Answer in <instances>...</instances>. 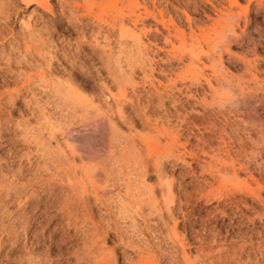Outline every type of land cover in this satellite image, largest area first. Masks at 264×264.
<instances>
[{
    "label": "rangeland",
    "instance_id": "1",
    "mask_svg": "<svg viewBox=\"0 0 264 264\" xmlns=\"http://www.w3.org/2000/svg\"><path fill=\"white\" fill-rule=\"evenodd\" d=\"M43 1L48 7L46 13L25 0H0V74L5 78L3 85H0V136L13 137L15 134L11 131L16 132V125L27 121L31 128L38 127L45 138L48 135L53 137L50 140L51 148L59 150L60 154H69L61 139L60 134L63 133L60 132L65 128L77 127L79 122L85 119L90 122L92 118L94 120L98 115L104 114L107 118L104 119L99 133L104 140L103 153L108 155L111 147H114L118 165L112 168L106 184H96L95 188L90 180L85 179L84 174L81 175V162L70 161L73 165L71 168L76 166L71 170L77 175L81 185L76 184L78 186L73 188L74 192L78 193V201L72 193L75 205L71 208L72 212L70 209L72 214L69 213L71 215L67 216L68 219L57 209H52L49 213L52 219L40 212L33 216L31 202L22 201L19 205L14 201L1 203L0 264H94L92 249H107L106 253L112 254V258L115 257V264H136L140 259L141 264H264V209L250 197H246L248 195L240 194L238 186L226 184L227 188H219L217 182L209 177L210 170L204 167L210 160L208 155L212 156V150L218 142L217 129H214L219 124L221 126L223 120L219 118V123V119H213L212 115L203 113V107L197 103L202 98L201 91L198 90L195 98L189 99L187 103L184 102L185 98L179 97L181 105H177V109L170 102L163 108L156 106L157 102L154 106L146 107L144 101L150 88L147 83L141 87L138 73L135 81L140 83L138 95L144 102L142 106L137 109L126 104H112V99L106 90H102V86L110 89L111 94L115 93L116 97L117 91L103 70L99 71L103 79L100 82L80 74L79 69L87 64L90 51L86 46L82 53L77 54L75 42L79 31H76L60 12L62 8L70 10V0ZM238 1L242 7L247 6L248 0ZM177 2L189 4L188 14L199 18V29L202 28L210 34V41L213 37L212 22L208 21L207 17L214 19L215 8H219V3L225 4L226 0H168L161 1V6H167L171 14H174ZM149 7L152 5L149 4ZM193 9H197L195 13ZM246 15L247 24L244 26L243 22H240L239 27L235 28L233 40L228 41L229 44L226 43L220 51V61L218 62L217 56L214 61L219 63L218 70L221 67L224 73L232 75L233 80L239 77L238 80L242 81L244 87L250 86L246 87V90L252 93L251 95L255 94L257 100L242 109H257L260 122L264 126V2L263 7L251 2ZM184 24L182 20L180 25L185 26ZM149 25L153 29L151 21ZM59 31L63 37L59 35ZM153 35L155 36L154 33ZM153 35H141L143 44H153L156 39ZM200 35L199 30V47L204 50L208 45L211 47V41L209 43ZM158 37L156 44L159 47L161 41ZM150 48L148 56L157 64L153 67L154 77L160 79L157 69L161 62L158 59H164L165 55L157 53L156 56L153 53L155 48ZM78 59L85 62L80 64ZM206 60V57H201V63L208 68L211 64H207ZM93 62L98 68L97 60ZM6 64L10 66V72ZM70 66L72 71L79 72H75L72 78L68 76ZM74 66L77 69L73 68ZM204 72L210 74L209 69ZM36 74L43 81L37 78ZM161 80L164 79L161 77ZM59 83L72 88L73 94L68 93L66 88L54 93L53 88ZM203 88L206 89L205 86ZM76 95L80 97L78 103L74 102ZM105 97L111 102L109 106L104 104ZM208 97L206 99L210 102ZM215 107L217 108L214 106L213 109ZM207 110L209 109L205 112H209ZM201 114L205 117L200 116ZM234 119L232 118L237 122L235 126L243 125ZM3 122L10 125L4 126ZM11 126L15 128L12 129ZM6 128L11 129V133H5ZM227 128L224 133H231ZM233 134L237 136L236 134L240 133ZM240 136L244 138L243 135ZM236 142L234 145L238 144ZM11 143L7 145L8 142H1L0 166L3 170L21 168L24 175L32 174L38 162L35 148L32 145L28 147L21 141ZM87 144L88 148L91 146L92 151L99 148L97 142ZM201 148L208 152L207 155L200 152ZM28 150L32 152L29 163L25 159L19 160ZM173 153H184L182 156L185 165L180 161L176 162ZM261 159L264 161V146ZM258 161L260 163L259 157ZM143 172H146L145 178H142ZM254 175L257 176L256 173ZM160 185L163 189L165 187L164 190L170 186L173 204L169 205V197L166 199L165 195L160 193ZM39 188L40 186L35 187V194L41 199L48 196L47 198L50 197L49 200L55 204L58 196L60 197L58 190L51 193L52 198L49 196L51 194L46 193L45 186L42 188L46 191ZM262 196L264 198V193ZM241 199L246 200V206L239 201ZM79 200L80 203L81 200L84 202L81 207ZM165 204L172 206L171 214L174 216L167 213ZM26 218H29V222ZM26 222L29 225H26ZM14 223L17 224L15 229L18 230L17 238H14L16 242L11 238L13 228L10 226ZM174 227L181 245L177 242L172 244L169 230ZM149 246L151 249H147ZM147 250L152 254H148Z\"/></svg>",
    "mask_w": 264,
    "mask_h": 264
},
{
    "label": "bare ground",
    "instance_id": "2",
    "mask_svg": "<svg viewBox=\"0 0 264 264\" xmlns=\"http://www.w3.org/2000/svg\"><path fill=\"white\" fill-rule=\"evenodd\" d=\"M25 1L32 2L34 5L42 9L45 13L48 10V7L43 0ZM161 1L167 2L168 0H81L80 2H78L77 0H70V2L68 3L70 6V10L61 7L62 9L60 12L65 15L68 22L74 27V29L76 31H79L77 34V40L75 42V49L77 51H75L77 52V54H80L82 53L83 48H85L86 46L90 51V54H88L89 59H87L88 61L86 62L87 64L84 66L82 65L84 68L82 67L79 69V71L81 70L80 74L82 73L81 75L90 77L93 80H99L100 82V80L103 79L99 75V71L103 70V73H105L106 77L111 80V84L117 91L116 97L114 96L115 93L114 95L111 94V91H109L110 89L108 90L106 86H102V90H106L109 98L112 99V104H126L137 109L141 107L144 102V104H146V107L157 102V104L155 103L156 106H160L162 108L165 107V104L167 102H170L172 106L176 107L177 109V105H181L179 97L185 98L186 101L184 100V102L187 103V101L191 98L193 99L195 94L199 93L198 90H200V95L202 98L200 99V102L198 101L197 103L198 105L200 104L203 107V113H207L208 116L209 114L210 116L212 115L211 118H222L223 120L221 126H219V124L218 126H216V128L214 127L215 131L217 129L218 142L215 148L213 147L214 149L212 150V156L208 155V158H210L209 162L205 163L204 166L211 172H209L211 174L209 177L212 178L213 181L217 182L219 188L221 186H228L226 184H233L235 186H238V191L240 194L243 193V195H248L246 197H250L255 204L257 203L262 209H264V198L262 196V194L264 193V161H262L261 159V153L264 146V126L260 122L261 120L257 109H254V107H251L252 111H249L250 108L247 109V111L242 109L243 106L250 105V103L252 102L254 103L255 100H257V97H254L255 94L251 95L252 93L250 94L249 92H247L246 87L250 86L246 84L247 86L244 87V85L241 84V79V82H239V77H236L237 79L233 80V78L231 77L232 75L229 76L228 73H224L223 68L220 67L218 70L219 63L216 64L214 61L215 56H217L218 62L220 61V51L224 49L228 41H231V39L233 40L232 37L235 36L236 33L235 28L239 27L240 22H243L244 26L247 24L248 20L246 14L250 3L255 2L256 5L263 7L264 0H248L247 6L245 8L239 4L238 0H226V5L219 3V8H215V18L211 19L210 17H207L208 21L212 22L211 36L213 35V37L212 39H210L211 47L210 45H208L206 47V50H204L202 47H199V30L201 32L200 37L202 39L208 40L210 34L205 32L204 29L202 30V28L199 29V18H196L193 15L190 16L191 14H188L189 4L184 5L182 3L178 4L177 2V5L175 4L176 6H174L176 8V13L171 14V11L168 10L167 6H161ZM149 4H151L152 7H149ZM196 10L197 9L194 10V13ZM182 20H184L186 24H184L185 26L180 25ZM149 21L152 22L153 29L151 25H149ZM58 33L60 36H62L61 31H59ZM153 33L155 34V36L153 35ZM148 34L153 35L154 39L155 37L157 39V36H159L161 46L158 47V45L156 44L158 40L156 39L153 41V44L149 43L148 41L147 42L149 44H143L144 42L141 41V35L146 36ZM151 46H153L156 50L153 52L155 55L157 53H162V55H165L164 59H158L161 64L157 69L159 75L164 80H161V77L160 79L154 77L153 67L156 63H154L152 57L148 56ZM201 57H206L207 64H211L208 68L203 63H201ZM78 60L80 64H83L85 62H83L84 55L83 60ZM93 60H97V62L99 63L98 68L95 66ZM73 61L75 62V60ZM199 64L201 66L200 68ZM73 65L74 64L72 62V66ZM6 67L7 69L9 68L10 72V66L7 65ZM73 68L77 69L75 66ZM70 69L71 70L68 72V76L72 78L76 71H72L71 66ZM205 69H209L210 74H205ZM138 73L140 74V82H142L141 87H144V85L148 84V88H150V90L148 89V91L146 92L147 99H144V102L138 95V88L140 87V83L135 81ZM0 78V85H3L5 81L3 74H0ZM37 78L40 79L41 77L37 75ZM27 81L29 82L30 80ZM41 81H43L42 78ZM204 86L206 87V89L203 88ZM54 88V93H59V90L63 88L65 90L66 88L68 89V93H70L71 95L73 94L72 88L68 87L67 85L64 87L63 84L59 83V85H56V87ZM18 91H16V93ZM207 96H209L208 98H210V102L207 101ZM9 97H11V95H9ZM10 99H12V97ZM79 100V96H74V102H77ZM107 100V97H105L104 104L106 106H109L111 102H108ZM214 106H217V108L215 107L216 110L213 109ZM206 109H209L207 110L209 112H205ZM224 111L227 114L226 118V114H224ZM204 114H201L200 116L203 117ZM97 117L94 120L92 118V121L90 122L85 119L79 122V125L77 127H70V129L65 128L64 131L60 132L63 133L60 134L62 136L60 137L69 150V154L65 153L68 156L65 155L64 152H62L63 154H60L59 150L57 151L51 148L50 140L53 137L51 135H48V137L45 138L38 127L31 128L27 121L18 123L16 125V128L14 126L15 129L11 126V128L16 131H11L15 135L8 138L3 137V135L0 136V145L1 142L2 144L3 142H8L7 145H11L13 143H11V141H19V143L21 141L28 147L32 145L35 148V157L38 159V162L35 165V171L32 174L28 175H24L21 171V168H18L16 170H3V168L0 166V204L3 202L9 203L10 201L17 202L18 205L21 204L20 202L22 201H26L29 203L31 202L33 216H35L36 214L38 215L37 212H40L49 219H52L53 217L50 216L49 213H51L52 209H57L59 212L63 213L64 217L68 219L67 216H70L72 214L71 212L73 209L71 208H74L72 206L75 205L73 204L74 201L72 198V193L75 196L76 200L78 195V193H75L76 191L74 192L75 189L73 188L76 184L81 185V181L78 180L77 175L74 174V171H72L76 168V166L74 169L73 167L71 168V166L73 165H71L72 163H70V161L73 162L74 160H79L81 162V168L79 169L83 172H81V175L84 174L83 176L85 177V179L90 180L95 188L98 185H101L99 183L105 182L106 184V181H108L107 178H109L108 176L113 170L112 168L118 165L116 164L118 163L116 160L117 152L115 153L114 147H111V152H109L108 155H104L103 153L105 147L104 140L99 133L100 127H102V125L104 124L103 121L107 117L104 114H100ZM231 117L233 119L236 118L239 123L243 124L240 125L241 127H243L240 128L239 124L235 126L237 122L233 121ZM220 119L219 123L221 122ZM9 125L10 124H8V122L4 123V126L8 127ZM227 127L231 131V133L227 131L229 134L224 133ZM3 128L4 127H2V129ZM10 130L6 128L5 133H9ZM157 132L160 134L159 131ZM233 133H240L244 138H242L240 134H236L240 137L235 138L237 136H235ZM171 139L172 138H170V140ZM235 140L238 142V144ZM234 141L237 145H234ZM88 142H90L91 145L92 143L97 142V145L99 146V148H97L98 150L92 151L93 149H90L91 146L90 148H88ZM168 146L170 147V145ZM200 152H202L204 155H207L208 153L204 148H201ZM183 154L177 153V155L175 154L173 156L176 162L180 161L183 165H185L182 156ZM31 155V150H28L19 157V160L25 159L29 163V157ZM258 157L260 158V163L258 161ZM254 173H256L257 176H255ZM145 175L146 172H143L142 178H145ZM240 175H243L244 177L241 178ZM39 186L40 188H42V186H45V188L47 189L46 193H48V195L58 190L60 197L58 196L57 198L56 196H54V198L56 197L58 199H56L57 202L55 200L54 202L56 203H52V201H50V197L47 198L48 196L46 198L44 197L45 199H41L40 196H36L35 187L38 188ZM160 187V193H163L166 199L167 197H169L168 204H173L174 199L171 193L170 186L167 187L166 190H164L165 187L163 189L162 185H160ZM45 188H42V190H45ZM233 188L234 187H232V189ZM149 192L151 191L149 190ZM49 196L52 197V194ZM77 201H75V203ZM239 201L246 206V200L241 199ZM81 203L79 204L80 207L84 202L82 204ZM165 205L164 208L167 210V213L172 216V206L170 207L167 206V204ZM75 207L77 208V206ZM76 212L77 211L75 210V213ZM22 216L23 214L20 217ZM26 221L29 222V218H26ZM27 222L26 225H29L27 224ZM12 225L10 226L11 228H13V230L11 231V238L12 240H14V242H16L14 238H17L16 231L18 230L15 229L17 224L15 225L14 223V227H12ZM7 231L9 232L10 230ZM169 231L171 232L170 236L172 237V244L173 242H177L179 245H181L179 239L177 238L175 227L171 228ZM147 249H151V247L149 246ZM92 250L91 254L95 256L94 259L92 258L94 264H115V257L112 258V254L110 255V253H106L107 249L106 251L104 249ZM147 253L150 255L152 254L150 250H147ZM137 263L141 264V259ZM191 264H196V262H193Z\"/></svg>",
    "mask_w": 264,
    "mask_h": 264
}]
</instances>
